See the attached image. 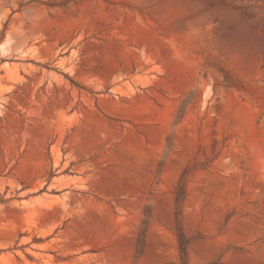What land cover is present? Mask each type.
Wrapping results in <instances>:
<instances>
[{
    "label": "rangeland",
    "instance_id": "rangeland-1",
    "mask_svg": "<svg viewBox=\"0 0 264 264\" xmlns=\"http://www.w3.org/2000/svg\"><path fill=\"white\" fill-rule=\"evenodd\" d=\"M264 264V0H0V264Z\"/></svg>",
    "mask_w": 264,
    "mask_h": 264
},
{
    "label": "trees",
    "instance_id": "trees-1",
    "mask_svg": "<svg viewBox=\"0 0 264 264\" xmlns=\"http://www.w3.org/2000/svg\"><path fill=\"white\" fill-rule=\"evenodd\" d=\"M194 168H187L184 170L182 176L180 177V180L178 182V185L176 187L175 191V202H176V212L175 216L178 221V233H177V240L179 244V250H180V257L182 264H187V259H188V246L190 244L191 239L188 238L183 230V227L181 225L180 221V215H181V210L182 206L185 202L186 195H187V178L190 173Z\"/></svg>",
    "mask_w": 264,
    "mask_h": 264
}]
</instances>
